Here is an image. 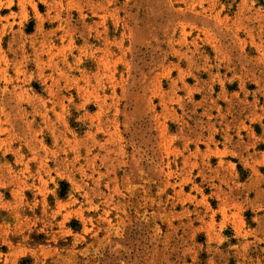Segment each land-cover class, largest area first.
<instances>
[{
  "label": "rangeland",
  "instance_id": "374dc122",
  "mask_svg": "<svg viewBox=\"0 0 264 264\" xmlns=\"http://www.w3.org/2000/svg\"><path fill=\"white\" fill-rule=\"evenodd\" d=\"M0 264H264V0H0Z\"/></svg>",
  "mask_w": 264,
  "mask_h": 264
}]
</instances>
